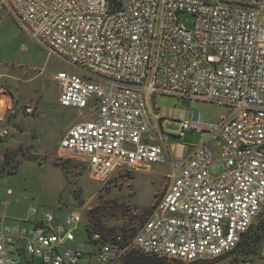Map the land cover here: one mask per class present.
Wrapping results in <instances>:
<instances>
[{
    "label": "built area",
    "instance_id": "2783aa9c",
    "mask_svg": "<svg viewBox=\"0 0 264 264\" xmlns=\"http://www.w3.org/2000/svg\"><path fill=\"white\" fill-rule=\"evenodd\" d=\"M2 11L73 70L56 76L60 104L93 116L66 132L59 153L82 159L96 181L167 163L157 96L229 108L215 127L181 122L180 138L199 130L209 139L186 160L170 159L167 187L130 246L123 235L89 234L99 264H122L130 247L184 264H264V236L254 256L238 252L264 210V0H0ZM35 111L14 101L0 121ZM7 220L0 212V264L92 263L93 253L69 247L78 213L58 224L47 214L31 229Z\"/></svg>",
    "mask_w": 264,
    "mask_h": 264
},
{
    "label": "rangeland",
    "instance_id": "374dc122",
    "mask_svg": "<svg viewBox=\"0 0 264 264\" xmlns=\"http://www.w3.org/2000/svg\"><path fill=\"white\" fill-rule=\"evenodd\" d=\"M182 23L190 26L191 17L183 16ZM60 72L73 70L49 56L21 31L7 12L2 11L0 88L14 95L19 106H34L36 111L29 116L19 112L16 126L8 124L9 135L0 136V212L6 214L8 222L23 224L29 229L47 214L53 215L58 224L69 214L78 213L82 223L76 227L75 245L69 247L93 253L91 264H99L95 256L98 248L91 244L88 234L100 231L113 238L123 235L120 229L125 228L127 239L122 245L130 246L148 212L167 187L172 175L170 159L174 162L186 160L194 148L209 139V132L199 130L187 131L180 138L181 122L215 127L227 118L229 108L203 100H192L186 107L174 96H157L154 103L162 118L160 129L169 153L167 163L154 165L155 172L147 169L129 177L115 175L104 182L96 181L90 177L82 159L59 153L60 141L66 132L93 116L89 109L79 111L62 107L56 81ZM209 144L215 143L210 140ZM221 171L222 163L215 162L211 166L213 176H219ZM31 210L36 213L31 214ZM263 236L264 210L238 252L254 256ZM129 253L140 254L131 247ZM232 261L229 257L199 264H230Z\"/></svg>",
    "mask_w": 264,
    "mask_h": 264
},
{
    "label": "trees",
    "instance_id": "16d2710c",
    "mask_svg": "<svg viewBox=\"0 0 264 264\" xmlns=\"http://www.w3.org/2000/svg\"><path fill=\"white\" fill-rule=\"evenodd\" d=\"M97 225H98V223H97ZM250 230L244 236V239L250 235ZM120 231L123 234V240L124 239L126 240L127 239V236H126V234H127L126 232L127 231L125 230V228L120 229ZM88 237H89V234H88ZM244 239H243V241H244ZM89 240H90V237H89ZM243 241H242V243H243ZM122 264H184V263H182L180 261H170V260H167V259H159V258H155V257H148V256H145V255H143L141 253L137 254V255L134 254V253H129L125 257V259H124Z\"/></svg>",
    "mask_w": 264,
    "mask_h": 264
},
{
    "label": "crops",
    "instance_id": "0c3cea01",
    "mask_svg": "<svg viewBox=\"0 0 264 264\" xmlns=\"http://www.w3.org/2000/svg\"><path fill=\"white\" fill-rule=\"evenodd\" d=\"M57 81V80H56ZM58 82V81H57ZM59 83V82H58ZM59 94H60V89H59ZM16 99L14 98V95H12L11 93H9V95H2V94H0V118L1 119H3L4 118V112H5V110H6V108L8 107V106H10V105H12V102H14ZM59 101H60V98H59ZM16 103H17V105H19V102H17V101H15ZM36 108V107H35ZM19 114V113H18ZM18 114L16 115V117H14L12 120L11 119H5L4 121L2 120V121H0V127H6L5 129H7V127H8V124H12L13 123V125L14 126H16V124H15V121H16V118H17V116H18ZM11 120V121H10ZM19 125V124H18ZM77 125V124H76ZM75 126V125H74ZM20 125L18 126V129H20ZM73 127V126H72ZM0 129H3V128H0ZM154 137V142H160L161 141V139H159V138H157V137H155V136H153ZM193 151H194V149L191 151V153H190V155L193 153ZM189 155V156H190ZM153 166L154 165H152V166H150L149 168H148V170H150L151 172H153L154 171V169H153ZM145 170H147V169H145ZM155 172V171H154ZM71 245H75V243H72ZM87 253V252H86ZM88 253H90V252H88ZM91 256V255H90ZM91 258V257H90ZM35 264H41V262H40V260H35Z\"/></svg>",
    "mask_w": 264,
    "mask_h": 264
},
{
    "label": "water",
    "instance_id": "95a60500",
    "mask_svg": "<svg viewBox=\"0 0 264 264\" xmlns=\"http://www.w3.org/2000/svg\"><path fill=\"white\" fill-rule=\"evenodd\" d=\"M183 105L186 106V107H188L189 106V103L184 102Z\"/></svg>",
    "mask_w": 264,
    "mask_h": 264
}]
</instances>
